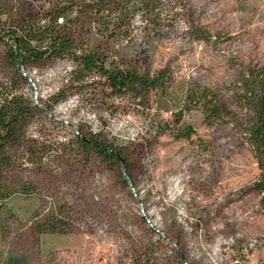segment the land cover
Wrapping results in <instances>:
<instances>
[{"label":"rangeland","instance_id":"obj_1","mask_svg":"<svg viewBox=\"0 0 264 264\" xmlns=\"http://www.w3.org/2000/svg\"><path fill=\"white\" fill-rule=\"evenodd\" d=\"M62 2L0 0L1 81L12 72L5 30ZM159 8L156 20H125L123 34L94 20L84 0L67 19L81 49L140 72L168 69L173 84L148 107L91 84L98 74L71 83L66 58L23 67L22 91L45 111L27 128L31 150L14 151L25 166L7 172L15 191L1 205L0 264H264V193L255 188L262 175L242 89V74L264 67V0ZM188 83L215 90L231 115L211 125L193 107L181 121L194 127L190 139L177 138V127L157 134ZM91 135L120 150L125 166L82 151L77 136Z\"/></svg>","mask_w":264,"mask_h":264},{"label":"trees","instance_id":"obj_2","mask_svg":"<svg viewBox=\"0 0 264 264\" xmlns=\"http://www.w3.org/2000/svg\"><path fill=\"white\" fill-rule=\"evenodd\" d=\"M162 1L176 0H84V5L90 9L94 20L102 21L106 30H118L123 34L126 30L123 28L130 26H124L125 20L131 21L136 15L158 19ZM76 2L77 0H64L42 16L36 13L23 14L3 33L8 39L5 53L12 72L5 80H0V210L1 205L15 191L7 173L9 169L20 166L13 159L14 151L22 148L26 152L31 150L27 128L41 111H45L22 91L23 84L27 82L23 67L66 58L74 66L69 76L71 83L83 86L90 75L98 74L100 79L91 81V84L102 82L110 95L130 96L137 104L147 107L156 92H164L173 84L174 79L166 68L158 69L152 74L140 72L134 65L108 60L103 50L79 48L75 38L66 29L68 15L74 11ZM192 32L197 38L200 37L195 29ZM202 38L208 39L209 36ZM242 76L243 96L252 109L247 137L262 175V180L255 182V188L264 193V67H249ZM175 101V110L170 111L172 120L161 119L156 126L151 124L159 130L157 134L164 133L166 128L174 134L177 127L180 132L174 134L177 138L190 139L195 134V129L191 124L181 121L185 112L193 107L200 109L204 121L211 125L231 115L219 94L206 86L188 83ZM76 142L82 151L94 152L97 157L108 162L125 166V156L121 151L97 135L89 138L77 136ZM24 166L25 162L20 167Z\"/></svg>","mask_w":264,"mask_h":264}]
</instances>
